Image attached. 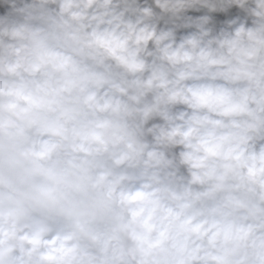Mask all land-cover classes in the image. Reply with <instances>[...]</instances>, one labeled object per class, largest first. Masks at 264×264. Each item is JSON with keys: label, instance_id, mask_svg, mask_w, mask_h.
I'll return each instance as SVG.
<instances>
[{"label": "clouds", "instance_id": "clouds-1", "mask_svg": "<svg viewBox=\"0 0 264 264\" xmlns=\"http://www.w3.org/2000/svg\"><path fill=\"white\" fill-rule=\"evenodd\" d=\"M0 264H264V0H0Z\"/></svg>", "mask_w": 264, "mask_h": 264}]
</instances>
